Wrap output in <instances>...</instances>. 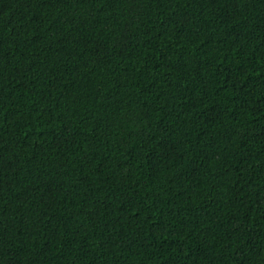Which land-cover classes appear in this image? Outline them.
<instances>
[{
    "label": "trees",
    "instance_id": "16d2710c",
    "mask_svg": "<svg viewBox=\"0 0 264 264\" xmlns=\"http://www.w3.org/2000/svg\"><path fill=\"white\" fill-rule=\"evenodd\" d=\"M0 264H264V0H0Z\"/></svg>",
    "mask_w": 264,
    "mask_h": 264
}]
</instances>
